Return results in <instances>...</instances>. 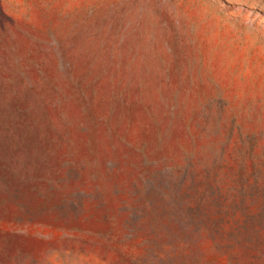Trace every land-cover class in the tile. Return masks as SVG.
Masks as SVG:
<instances>
[{
  "label": "rangeland",
  "instance_id": "rangeland-1",
  "mask_svg": "<svg viewBox=\"0 0 264 264\" xmlns=\"http://www.w3.org/2000/svg\"><path fill=\"white\" fill-rule=\"evenodd\" d=\"M0 264H264V0H0Z\"/></svg>",
  "mask_w": 264,
  "mask_h": 264
}]
</instances>
